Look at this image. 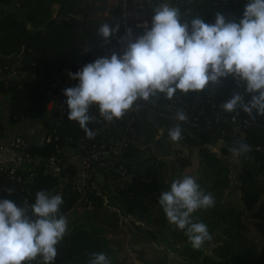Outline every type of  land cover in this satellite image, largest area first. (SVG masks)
Listing matches in <instances>:
<instances>
[{
	"label": "trees",
	"instance_id": "1",
	"mask_svg": "<svg viewBox=\"0 0 264 264\" xmlns=\"http://www.w3.org/2000/svg\"><path fill=\"white\" fill-rule=\"evenodd\" d=\"M5 1L0 7V65L14 66L16 73L9 76L7 70L0 77V94L10 93L8 118L3 121L0 117V136L7 129L19 128L23 122L46 115L51 101L54 106L45 120L47 138L39 142L27 138L29 144L24 152L34 161H25L14 174L8 168H0V200H11L19 207L30 206L35 203L37 192L45 191L62 196L60 214L64 216L79 205L90 208L83 222H77L57 246L63 249L61 264H90L92 254L97 252L106 254L111 261L105 235H123L124 214L154 209L155 204L147 202H159L161 193L170 190V182H160L168 161L154 152L146 155L150 146H140V142L147 145L157 137L147 127L152 122L156 124L152 114L164 128L159 136L162 141L171 142L169 130L178 123L181 126L182 139L177 142L187 153L177 151L176 168L191 166L193 151L198 148L216 174L210 189L217 191L215 204L198 210L194 219L208 226L213 236L208 243L217 245L210 255H203L201 260L194 258L188 264H264V115L255 110L249 115L240 108L228 113L221 108V103L237 92L245 102L249 101L251 96L244 85L228 77L221 86L211 85L204 92L177 91L172 99L160 94L149 101H138L122 118L111 122L93 105L89 112L93 120L88 128L94 135L90 138L78 122L68 119L64 90L79 83L70 81L69 73L75 74L94 62L96 51L114 49L116 32L105 41L98 29L104 23L114 29L120 26V7L108 10L109 0H19L20 6H16L17 0ZM215 1L193 0V6L214 21L217 14L225 16L224 13L243 17L245 5L214 8ZM54 4H58V9L54 10ZM107 10L109 13L105 14ZM89 46L92 50H88ZM212 91L215 96L210 97ZM173 103L177 109L184 108L186 122L175 118ZM24 130L19 134L26 136ZM219 139L224 142L220 152L206 146ZM241 143L248 144L251 150L236 156L231 149ZM114 147L118 153H114ZM105 151L110 156H104ZM77 155L86 161L84 183L78 182V167L71 160ZM163 155L167 157L168 152ZM231 156L236 158L233 171ZM53 157L59 161L51 162ZM233 172L240 193L237 206L222 199ZM9 189H13L11 195ZM110 199L124 204L113 203L115 209H111L107 204ZM130 223L126 233L135 251L142 252L144 246H151L160 236L169 239L165 232H156L134 218ZM171 235L173 251L179 248L175 245L188 242L182 230L171 228ZM185 246L190 255L196 254L197 250ZM160 252L165 255L159 256ZM166 252L163 248L152 250L154 256L146 259L147 263L170 264L169 259H174Z\"/></svg>",
	"mask_w": 264,
	"mask_h": 264
},
{
	"label": "clouds",
	"instance_id": "2",
	"mask_svg": "<svg viewBox=\"0 0 264 264\" xmlns=\"http://www.w3.org/2000/svg\"><path fill=\"white\" fill-rule=\"evenodd\" d=\"M134 42H129L122 55L98 58L75 74V87L64 90L67 97L68 119L79 123L88 137L93 117V105L107 121L122 118L140 100L164 94L172 99L177 91L184 94L204 92L210 85L232 77L244 85L251 96L247 102L234 93L221 108L234 113L238 108L252 115H264V0H247L239 22L225 20L217 14L215 23L208 24L200 16L181 22V11L167 2L157 5L151 25ZM119 31L104 23L98 35L108 41ZM186 122L187 116L178 111L175 117ZM173 142L182 139L180 124L169 130ZM241 143L233 147L236 156L249 152ZM9 195L13 189H9ZM61 195L45 191L36 194L35 203L17 206L8 199L0 200V264H30L41 257L43 264H53L57 246L68 232V220L60 214ZM215 204L212 193H205L196 178L185 175L173 180L170 190L161 193L159 205L169 224L185 232L193 249L199 250L211 241L208 226L194 219V213ZM90 264H111L104 253H93Z\"/></svg>",
	"mask_w": 264,
	"mask_h": 264
},
{
	"label": "rangeland",
	"instance_id": "3",
	"mask_svg": "<svg viewBox=\"0 0 264 264\" xmlns=\"http://www.w3.org/2000/svg\"><path fill=\"white\" fill-rule=\"evenodd\" d=\"M119 4H120V1L115 0L113 5L117 6ZM120 10H121V6H120ZM229 16L234 17V19L238 21L243 18L241 16H240L241 18H239V16H237V13H230ZM4 96H5V101L9 102L10 93L7 92L4 94ZM152 124L153 125L151 126L147 125V127L149 128L151 127L153 132L157 133L158 138L157 137L153 138L147 145H145L143 142H140V146L144 147V149H146L147 146H150L149 150L145 152L146 155L152 154L154 152L155 154L160 156V158H163L164 160L168 161L167 166L161 171L163 175H162L160 182L172 183L173 180L182 179L185 175H191L196 178L197 182L199 183L201 189L204 192L212 193L213 196H215V193L217 192L216 190L210 192V189H212V186L214 185V180H215V175H216L215 170H212L210 165L206 162L207 158L202 157V155L200 154V149L197 148L196 151H193V154H192L193 163L191 166L187 167L184 170H180L179 168H176L174 166V159L176 157L177 151L181 150L182 152H184L183 150H185V148L178 142H173V141L169 142L166 139L162 141V138L159 139L160 138L159 136L160 134H162L164 128H162L160 125L157 126L153 122ZM23 133L26 134V136H28L27 134H29L28 131L26 130L23 131ZM39 136H40L39 133L35 132L33 134V137H30V136L28 137H30L31 141L34 142L36 138H38ZM159 143H161V145ZM207 147L210 150L215 151V152L217 150L212 145H208ZM164 152L166 153L168 152L167 157H164L163 155ZM186 153L187 151H185L183 154H186ZM72 159L77 160L75 156H73L71 160ZM235 160L236 158L231 156V161L229 160L230 165L232 163L234 164ZM233 164L231 165L232 171L234 170ZM234 172L230 174L231 180L229 182V186L223 189L222 199L225 200V203H230L229 205L234 204L237 206V204H239L240 202L238 201L240 193L237 189V183H235V181L237 182V179L234 175ZM78 182L80 183L85 182V179L82 177V175L78 177ZM113 203H117L119 205L124 204V202H120L118 200L116 201L115 199L113 200L110 199L107 201V204L109 207H111V209L115 207V204L114 206L112 205ZM147 204L148 205L155 204V208L151 210L146 209L143 212L134 211L133 213H130V214L129 213L124 214L123 216L124 223L122 224V226L124 227L125 231L127 232L128 227L132 226L130 222H131V219L134 218L135 220H137L138 223H142L143 225L154 229L156 232H159V231L162 233L165 232L169 239H166L163 236H160L157 240L153 241L151 246L147 247L146 245L144 246V249L142 250V252H138L137 250L135 251L134 249L135 246H133V244L131 243L128 233L124 232L123 235H119V236H113V234L108 233L105 235V239L108 242L107 248H108V253L110 254L109 257L111 259L110 261L111 264H133V263L134 264H149L147 263L146 259H149L150 256L153 257L154 254L151 252L152 250H156L157 248H163L165 251H168L166 252L168 256L173 257L174 261H171L168 258L170 264H188L189 262H191V260L193 261L194 258L201 260L203 255H210L211 253H213L212 250L214 246H216L217 244L215 243L209 244L208 242H205V244L199 250L195 251L196 253V254L194 253L195 255H190L189 253L190 251H188L185 246L186 244L191 246L189 241L182 242L180 244L175 245L179 248L178 250L173 251L174 249L171 244L174 243L173 241L174 238L171 235V228H176V229L178 228L175 225H171L168 223L165 217V213H162L163 209L162 207L160 208L159 202L153 203L151 201L149 203L147 202ZM123 207H124L123 211L126 210V206L123 205ZM89 209L90 208H84L83 205H79L73 208L71 211H69L67 215H65V217L68 220V232L72 230L76 224H78L79 222H83L84 214ZM191 249L196 250V249H193L192 246H191ZM62 253H63V249H58V256L56 260L53 262V264H61V260H59V258L62 256ZM164 255H165L164 252H160L159 254V256L161 257ZM31 264H43V260L41 257H37V259L33 261Z\"/></svg>",
	"mask_w": 264,
	"mask_h": 264
},
{
	"label": "built area",
	"instance_id": "4",
	"mask_svg": "<svg viewBox=\"0 0 264 264\" xmlns=\"http://www.w3.org/2000/svg\"><path fill=\"white\" fill-rule=\"evenodd\" d=\"M121 6L120 12V29L114 35V49L113 50H105V51H96L94 53V60L98 58L108 57L110 58L113 53L117 55H122L124 50L127 47L129 42H134L138 37L144 34L145 27L144 25L147 23L149 26L151 25L152 15L154 14V9L157 5L167 2L171 6H176L181 11V22H187L189 25L191 24V20L196 16H200L204 20V22L208 24H214L215 21L212 19L206 18L202 13L199 12L196 6H193V0H119ZM5 0H0V7L5 4ZM247 0H216L213 2L212 7L214 8H226L229 4H238L245 5ZM16 6H20V1H16ZM225 14V20L228 22L235 21L238 23L234 17H230L229 13ZM92 46L88 47V50L91 49ZM9 71V76L16 73L14 66L9 65H0V77L5 74V72ZM222 83V82H221ZM211 86V85H210ZM221 86V85H212V87ZM210 97L215 96V92L209 93ZM226 102V101H224ZM53 104L51 101L49 105ZM48 105V108H49ZM47 108V110H48ZM52 109V110H51ZM48 112H46L47 117L52 114L53 108H51ZM171 110L174 115L178 111H184L183 107L177 109V106L173 103L171 105ZM45 116V115H44ZM0 117L2 119V106L0 104ZM43 118V116L41 117ZM40 118V119H41ZM151 119L158 125L157 118L152 114ZM46 118L42 119V124H45ZM47 126V125H46ZM47 136V135H46ZM47 138V137H45ZM44 140V139H43ZM29 144V141L25 135L17 134L15 137L8 141V146L13 151L14 155L11 158H6L3 156L5 150V144L3 143V135L0 136V168H8L12 174H14L15 170L24 166V162H32L34 159L30 158V156L24 152V147ZM113 152V147L110 149ZM114 153H118V149L114 147ZM104 156H110L109 151H105ZM82 157V156H81ZM83 158V157H82ZM51 162H58L59 160L55 157L51 158ZM84 166H86V161L83 158ZM84 179H85V168H84Z\"/></svg>",
	"mask_w": 264,
	"mask_h": 264
},
{
	"label": "crops",
	"instance_id": "5",
	"mask_svg": "<svg viewBox=\"0 0 264 264\" xmlns=\"http://www.w3.org/2000/svg\"><path fill=\"white\" fill-rule=\"evenodd\" d=\"M114 1L115 0H109L111 6H108L107 7L108 10H109V8L116 7V6L113 5L114 4ZM53 8H54V10L58 9V4H54V7ZM108 10L106 11L105 14H108L109 13ZM69 80L72 81L73 79L70 78ZM71 87H74L73 84L71 85ZM4 94H0V104L2 106V120L3 121H6L7 118H8V102L5 101ZM53 106H54V103L51 104V105H49V108H48L47 112L51 108H53ZM43 118H47V115L43 116ZM43 118L38 119L36 121H32L30 123H28V122L24 123L23 122V124L21 123V126L19 128H16V129H7V130H5V132L3 134V143L5 144V150H4L3 156L9 159V158H11L14 155L13 151L8 146V141L10 139H12L13 137H15L17 134L21 133V131L23 130V128L26 131H28L29 134H27V135L30 136V137H33V134L35 132H38L39 133L40 136L38 138H36L35 142H37V141L39 142V141L43 140L46 137L47 133H48V127L45 124L43 125L42 122H41ZM28 136H27V138H29L30 141H31V138L28 137ZM31 142H33V141H31ZM208 145L214 146L217 149L216 152H220L221 147L223 145V140L222 139H219L217 141H214V142H211V143L207 144V146ZM196 150H197V148L195 149V151ZM75 157H76L77 160L72 159V161L77 164L78 172H79L78 173V177L82 175V177L84 178V175L83 174H84V168H85V166H84L83 158L80 155H77ZM80 168H81V170H80Z\"/></svg>",
	"mask_w": 264,
	"mask_h": 264
}]
</instances>
